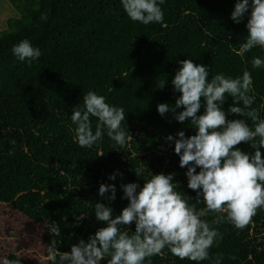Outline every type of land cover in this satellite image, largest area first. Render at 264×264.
<instances>
[{
	"label": "trees",
	"instance_id": "trees-1",
	"mask_svg": "<svg viewBox=\"0 0 264 264\" xmlns=\"http://www.w3.org/2000/svg\"><path fill=\"white\" fill-rule=\"evenodd\" d=\"M8 1L18 17L7 18L5 29L0 30V203L12 202L30 186L42 191L32 209L45 222V255L52 239L48 223L60 226L57 249L70 251L73 243L87 240L102 226L94 216L95 202L107 204L113 216L118 215L128 204L121 184L134 182L142 187L151 173H173L175 190L193 198L188 202L197 210L204 208L203 202L194 200L196 192L187 187V168L180 167L174 140H166L170 134L177 138L180 130L193 135L196 129L188 120H175L171 112L161 116L157 105L175 104L180 94L171 81L181 66L178 61L192 59L208 67L209 79L218 73L236 78L250 71L252 107L264 119V66L254 69L251 64L254 56L264 60V49H252L244 59L232 51L247 35V16L240 23L231 19L236 0H164L159 5L163 22L149 25L132 21L121 0ZM24 39L41 51L31 63L19 61L11 52ZM161 81L166 82L163 88ZM89 91L124 109V146L111 140L106 129L103 139L91 148L76 142L72 109L83 104ZM231 103L232 98L226 97V112ZM228 118L242 117L228 114ZM91 122L95 131L97 118L91 117ZM238 147L252 151L249 144ZM110 174H117L116 179L110 180ZM102 183L115 184L114 201L99 195ZM81 213L86 218L74 226V217ZM218 216L225 218L214 223ZM202 219L222 234L210 249L213 257L222 254L220 264H264V208L244 229L235 228L226 214L209 213ZM128 227L135 230V224ZM46 264L51 262L47 259ZM144 264L212 261L181 260L165 248Z\"/></svg>",
	"mask_w": 264,
	"mask_h": 264
},
{
	"label": "clouds",
	"instance_id": "clouds-1",
	"mask_svg": "<svg viewBox=\"0 0 264 264\" xmlns=\"http://www.w3.org/2000/svg\"><path fill=\"white\" fill-rule=\"evenodd\" d=\"M164 0H121L122 6L132 21L144 25L163 22V11L159 6ZM247 16V35L239 48H232L241 59L252 49H264V0H236L231 19L240 23ZM41 19L46 20V16ZM12 54L19 61H32L41 56L39 48L24 39L13 45ZM181 65L171 81L174 91L180 95L174 105L160 103L157 110L161 116L171 112L180 123L186 120L196 129L195 134L186 136L183 130L166 137L174 140V152L179 156L181 168H187V187L194 192L196 209L189 199L176 191L173 173H151L141 187L130 182L121 184L128 204L118 215L105 203L95 202L94 216L102 222L94 234L70 246V251L57 249L61 229L57 222L47 224L52 237L49 243L48 261L51 264H144L145 260L163 254L165 248L181 260L200 262L211 260L220 264L222 254L210 255V249L222 239V234L210 227L202 217L209 213L226 214V219L237 229H244L264 208V119L259 110L253 108L255 97L251 72L245 70L242 76L231 78L218 73L209 79V69L204 64H196L192 59L178 61ZM252 68L264 66V60L254 56ZM160 82V88L165 86ZM232 98L227 112L223 105L226 97ZM204 106L201 114L200 109ZM177 109H182L177 112ZM228 114L242 118L229 119ZM91 117L97 118L95 131ZM248 118L252 122L248 123ZM126 114L122 107L109 105L105 97L89 91L83 95V104L72 109L71 121L76 125L75 139L80 147L91 148L107 136L120 146L126 144L127 134L121 127ZM249 144L252 151L245 152L238 145ZM104 155L103 152L99 154ZM199 168V171H197ZM123 175L122 173H117ZM117 174H110L115 180ZM141 176V172L136 170ZM99 195L111 202L116 196L115 184H100ZM110 193L109 195H106ZM89 207H93L90 203ZM86 218L81 213L74 217V226ZM224 216H218L219 223ZM135 224L132 231L128 226ZM122 228L124 230H122ZM4 264H17L5 260Z\"/></svg>",
	"mask_w": 264,
	"mask_h": 264
},
{
	"label": "rangeland",
	"instance_id": "rangeland-1",
	"mask_svg": "<svg viewBox=\"0 0 264 264\" xmlns=\"http://www.w3.org/2000/svg\"><path fill=\"white\" fill-rule=\"evenodd\" d=\"M42 191L27 189L10 203H0V264L14 260L17 264H46L42 233L45 222L32 209L39 204Z\"/></svg>",
	"mask_w": 264,
	"mask_h": 264
},
{
	"label": "crops",
	"instance_id": "crops-1",
	"mask_svg": "<svg viewBox=\"0 0 264 264\" xmlns=\"http://www.w3.org/2000/svg\"><path fill=\"white\" fill-rule=\"evenodd\" d=\"M10 17H18V12L8 0H0V30L5 29L6 19Z\"/></svg>",
	"mask_w": 264,
	"mask_h": 264
}]
</instances>
